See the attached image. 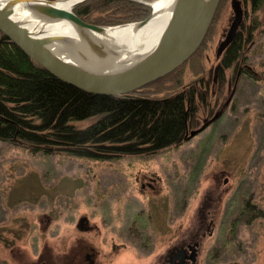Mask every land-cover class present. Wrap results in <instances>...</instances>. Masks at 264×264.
<instances>
[{
	"label": "rangeland",
	"instance_id": "374dc122",
	"mask_svg": "<svg viewBox=\"0 0 264 264\" xmlns=\"http://www.w3.org/2000/svg\"><path fill=\"white\" fill-rule=\"evenodd\" d=\"M243 3V23L255 19L259 28L236 78L234 67L223 81L217 69L216 50L234 15L232 0H221L203 40V73L189 60L182 86L167 78L160 92L144 88L164 95L210 77L208 101L187 134L222 112L200 133L110 160L0 140V264H92L87 250L94 264H160L161 256L163 264L192 238L202 243L197 264H264V1L255 12L251 0ZM246 211L257 217L249 222Z\"/></svg>",
	"mask_w": 264,
	"mask_h": 264
},
{
	"label": "trees",
	"instance_id": "16d2710c",
	"mask_svg": "<svg viewBox=\"0 0 264 264\" xmlns=\"http://www.w3.org/2000/svg\"><path fill=\"white\" fill-rule=\"evenodd\" d=\"M263 1L251 0L254 12ZM150 10L149 5L137 0H88L74 9L83 19L102 25L142 19ZM96 11L104 15L91 18ZM257 28L255 19L247 26L242 23L222 55L220 77H224V69L234 67L236 78L242 70L241 54L254 41ZM203 44L202 40L187 60L195 61V74L199 75L204 71ZM185 64L128 94L90 93L41 67L0 30V140L25 145L33 152H65L109 160L179 144L193 126L197 110L208 101L210 77L201 75L179 91L165 88L164 95L148 94L144 88L156 85V92H160L167 78L172 79L173 87L182 86ZM219 113L211 122L219 118ZM85 119L94 120L80 127L77 122ZM245 216L249 222L257 217L247 211Z\"/></svg>",
	"mask_w": 264,
	"mask_h": 264
},
{
	"label": "water",
	"instance_id": "95a60500",
	"mask_svg": "<svg viewBox=\"0 0 264 264\" xmlns=\"http://www.w3.org/2000/svg\"><path fill=\"white\" fill-rule=\"evenodd\" d=\"M61 0L0 1V30L27 55L46 70L76 87L96 94L123 95L158 79L186 62L201 45L216 14L221 0H174L168 22L157 43L138 53L119 46L110 38L108 29L132 23L143 25L152 17L154 9L144 19L97 24L80 17L74 8H61ZM144 2L153 7V4ZM234 17L230 29L218 44L216 56L221 57L238 33L243 22V9L238 0L232 3ZM29 12L30 19L40 21L42 29L30 28L29 19L16 18V10ZM69 23L85 44L67 37L47 33L49 24ZM62 39L66 44L58 45ZM218 69V67H217ZM217 116V115H216ZM209 121L192 129L186 139L204 130Z\"/></svg>",
	"mask_w": 264,
	"mask_h": 264
},
{
	"label": "bare ground",
	"instance_id": "6f19581e",
	"mask_svg": "<svg viewBox=\"0 0 264 264\" xmlns=\"http://www.w3.org/2000/svg\"><path fill=\"white\" fill-rule=\"evenodd\" d=\"M1 2H6L7 0H0ZM82 0H61L58 5L61 8L70 9ZM174 0H153V15L145 22L143 25L130 24L120 26L114 29H108V34L110 38L114 40L117 45L127 47L134 52L147 53L158 41L160 35L162 34L168 19L170 17V10L172 8ZM152 9V10H153ZM22 10V9H20ZM16 10V18L29 19L28 22L30 28H35L36 30L42 29L40 21L31 20L30 13L26 11ZM47 33L59 35L61 37H67L70 40H76L78 43L85 44L83 42V36H80L76 28L69 23H62L59 25L49 24L46 28ZM66 44L62 39L58 40V45Z\"/></svg>",
	"mask_w": 264,
	"mask_h": 264
},
{
	"label": "flooded vegetation",
	"instance_id": "af4514ba",
	"mask_svg": "<svg viewBox=\"0 0 264 264\" xmlns=\"http://www.w3.org/2000/svg\"><path fill=\"white\" fill-rule=\"evenodd\" d=\"M238 1L240 3V7H242V9H243V13L245 14V8L243 7L244 6L243 0H238ZM233 2H234V0H232V3ZM232 7H233V4H232ZM233 11H235L234 8H233ZM244 14H243V17H244ZM234 15H235V13H234ZM234 15H233V17H234ZM232 20H233V18H232ZM241 25L239 27H241ZM229 29H230V27H228V29L226 30L225 33H222L223 37L221 39L225 38ZM221 39H220V41H221ZM207 121L210 122L209 125L212 123L211 120H205L203 123H205ZM86 227H87V225H86ZM200 241H201L200 238H192V239H187V240H184L182 242H179L178 245L174 246L172 249H170L169 253H167V257L164 259L163 264H197L199 261L198 257H199V253H200L199 252L200 246L202 244ZM93 257H95V253H92L89 250H87L85 255H84L85 260L87 259L92 264H94L95 259ZM160 264H162V256H161Z\"/></svg>",
	"mask_w": 264,
	"mask_h": 264
}]
</instances>
